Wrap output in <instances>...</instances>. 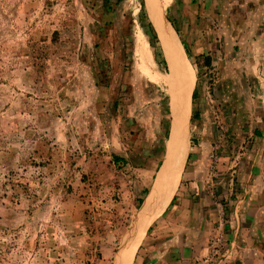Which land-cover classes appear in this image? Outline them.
Masks as SVG:
<instances>
[{
	"label": "rangeland",
	"instance_id": "374dc122",
	"mask_svg": "<svg viewBox=\"0 0 264 264\" xmlns=\"http://www.w3.org/2000/svg\"><path fill=\"white\" fill-rule=\"evenodd\" d=\"M157 9L195 83L144 222L177 126L146 0H0V264H228L221 221L264 158V0Z\"/></svg>",
	"mask_w": 264,
	"mask_h": 264
},
{
	"label": "bare ground",
	"instance_id": "6f19581e",
	"mask_svg": "<svg viewBox=\"0 0 264 264\" xmlns=\"http://www.w3.org/2000/svg\"><path fill=\"white\" fill-rule=\"evenodd\" d=\"M151 21L158 33L162 47L165 51L172 80L175 87V116L177 126L172 136V149L170 159L164 165L157 179L156 185L144 205V222L150 220L152 214L160 211L174 194L177 183L180 179L182 163L185 160L186 146L188 144L187 128L190 117V96L192 95L195 83V73L193 68L186 62L183 51L177 41L172 37V33L164 22L157 9V0H146ZM156 215V214H155ZM154 216V215H153ZM145 225V224H144ZM144 229V227H143ZM141 239V237H140ZM139 241V240H138ZM135 247V246H133ZM132 256L136 249H132Z\"/></svg>",
	"mask_w": 264,
	"mask_h": 264
},
{
	"label": "crops",
	"instance_id": "0c3cea01",
	"mask_svg": "<svg viewBox=\"0 0 264 264\" xmlns=\"http://www.w3.org/2000/svg\"><path fill=\"white\" fill-rule=\"evenodd\" d=\"M247 165L245 194L234 201L228 220L219 227L225 231L228 264H264V158H250Z\"/></svg>",
	"mask_w": 264,
	"mask_h": 264
}]
</instances>
